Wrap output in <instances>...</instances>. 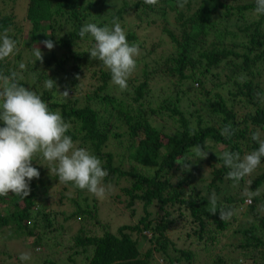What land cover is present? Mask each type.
<instances>
[{
	"label": "trees",
	"instance_id": "16d2710c",
	"mask_svg": "<svg viewBox=\"0 0 264 264\" xmlns=\"http://www.w3.org/2000/svg\"><path fill=\"white\" fill-rule=\"evenodd\" d=\"M18 1L0 0V34L7 31L19 49L0 70H16L61 112L68 135L102 160L105 184L125 180L114 196L122 209L114 211L130 219L110 231L87 191L59 183L37 158L40 177L29 196H0V264H22L21 252H31L27 264H264V161L236 184L215 154L243 155L258 147L251 132L264 133L256 96L264 93V16L255 14V0H186L183 8V0H25L24 23L17 24L2 9ZM116 17L141 53L140 73L126 91L91 59V36L78 35L86 23L111 27ZM47 39L52 50L41 43ZM35 46L43 63L35 62ZM87 73L91 91L79 95ZM48 76L58 88H45ZM229 123L237 131L225 139L220 131ZM203 143L210 151L199 161L193 146ZM181 158L195 163L190 171H181ZM245 187L261 195L245 203ZM212 192L233 210L231 219L208 211Z\"/></svg>",
	"mask_w": 264,
	"mask_h": 264
},
{
	"label": "clouds",
	"instance_id": "9594fccd",
	"mask_svg": "<svg viewBox=\"0 0 264 264\" xmlns=\"http://www.w3.org/2000/svg\"><path fill=\"white\" fill-rule=\"evenodd\" d=\"M150 6H156L159 0H144ZM186 0L179 3L183 8ZM254 12L264 16V0H255ZM47 35V34H46ZM81 39L90 35L93 46L88 53L92 60L100 61L111 74V82L120 91L128 89V80L137 68V58L140 49L136 43L127 40V34L119 18H113L112 26H98L96 23L84 24L78 33ZM48 50L54 48L50 39L41 42ZM18 44L5 31L0 34V61H5L18 53ZM35 62L43 63V53L35 46L33 49ZM20 63L19 68L25 69ZM49 77V76H48ZM243 82L246 77H239ZM22 76L16 70L4 72L0 70V196L10 193L20 198L30 194V183L39 179L40 171L33 166L37 158L46 161L49 175L58 178L59 183L71 184L75 189L87 191L98 199L106 198L110 185L104 183L108 176L102 160L90 150L80 147L68 132L70 122L65 121L61 112L52 110L49 104L36 91L21 83ZM47 90L58 88L56 81L48 78L44 82ZM65 98L69 91L60 92ZM258 101L264 104V93L256 94ZM237 129L231 123L222 127L220 135L231 139ZM251 140L258 147L241 155L238 151L225 149L215 153L218 160L228 169L226 177L239 184L245 177L255 173L264 161V133L259 128L251 132ZM194 155L200 161L209 155L207 144L193 146ZM189 158L177 159L181 171H190L195 163L188 162ZM245 203H251L261 195V190L250 191L247 187L242 193ZM219 198L212 192L208 197V211L212 215L219 214L221 220H229L233 215L232 209H225L218 203ZM264 211V205L260 206ZM32 259L31 252H21L19 260L27 264Z\"/></svg>",
	"mask_w": 264,
	"mask_h": 264
},
{
	"label": "rangeland",
	"instance_id": "374dc122",
	"mask_svg": "<svg viewBox=\"0 0 264 264\" xmlns=\"http://www.w3.org/2000/svg\"><path fill=\"white\" fill-rule=\"evenodd\" d=\"M3 7L4 8L2 9V11H3L4 14H7V13H9V14L11 13L12 14L13 13V14L16 15V17H17L16 18L17 19L16 23L17 24H20V23L23 24L24 23V18H23L24 17V9L26 8L25 0H19L18 3L16 4L15 8H13L12 4H10V3L7 6H3ZM149 30L150 29L143 30L141 33H146V31H149ZM150 31L147 32V33H150ZM155 35L156 34H152L151 37H153ZM143 37H144V34L141 35V37H140L141 42L143 41ZM149 42H150V38H148L147 41L145 42L146 48H148ZM165 44L166 43L163 44L162 48H158L156 50V57H159L161 55V53H163L162 49H165V48L168 47V44H167L166 47H165ZM146 60L149 61V59H146ZM141 66H142V64L140 63L139 67H141ZM139 67H137L136 72L133 73V75L130 78H132L135 75L140 73V68ZM86 76L87 77L83 80V82H82V84L80 86V89H79V92H78L79 95H85V92L88 91L90 89V87H92L91 86L92 85L91 84L92 81L88 77V76H90V74L87 73ZM89 91H91V89ZM80 100H82V98H80ZM106 150H109V149L106 148ZM214 150L215 149L213 148L212 151H214ZM106 185H110V192H109V194H108V196L106 198L98 199L95 196H93L92 194L87 192L86 193V195H88L87 196V199H88L87 202L88 203H92L93 200L95 201V204H96V207H97L98 212L100 214V217H102V220L107 222V224L109 225L110 231L114 232L118 225H120L122 223H127L129 221V219H130L129 216L125 215L124 213H119V212H117V210L114 211L118 207L120 209H122V204H120L118 201H116L114 196L116 194L121 193L120 192V187L125 185V180L121 179L118 184H114L113 182L112 183L108 182V183H106ZM57 187L59 189V186H57ZM53 195H54V191H53ZM57 197H58V195H56L54 198H57ZM63 208L69 209L67 204H65L63 206ZM133 220H136V218H133ZM74 226L76 227V224ZM172 233L173 232H171L170 234H172Z\"/></svg>",
	"mask_w": 264,
	"mask_h": 264
}]
</instances>
